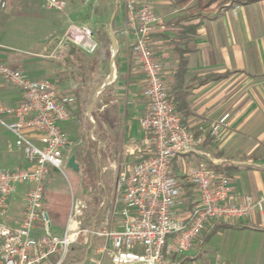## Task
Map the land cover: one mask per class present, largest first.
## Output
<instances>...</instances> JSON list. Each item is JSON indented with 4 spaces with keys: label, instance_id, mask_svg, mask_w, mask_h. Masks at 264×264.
Instances as JSON below:
<instances>
[{
    "label": "crops",
    "instance_id": "0c3cea01",
    "mask_svg": "<svg viewBox=\"0 0 264 264\" xmlns=\"http://www.w3.org/2000/svg\"><path fill=\"white\" fill-rule=\"evenodd\" d=\"M145 1H151L154 12L166 21L165 28L155 33L152 49L162 62L167 90L176 97L185 127L204 137L197 152L174 159V174L183 180L181 175L186 177L192 165L206 159L217 172L229 176L232 201L264 197V0L227 2L216 8L226 1L218 0L203 15L196 0H139ZM236 5L239 8L233 12ZM127 24L125 0H67L64 11L48 9L45 0H7V7L0 11V61L31 79L57 81L63 94L72 98V117L62 123L69 135L75 134L74 118L99 110L125 153H133L138 163L132 141L143 135L139 117L149 102ZM83 27L91 30L95 51L71 43L65 59L49 57L67 31ZM103 38H108L109 46H102ZM182 61L185 67L181 68ZM21 100V91L0 78V101L16 105ZM226 114L227 125L212 135L211 125ZM2 153L1 166L27 165L21 152ZM23 206L24 200L19 204L16 198L13 219ZM104 220L105 215L91 226H100ZM216 222L222 221L211 223L205 234ZM65 224L61 231L55 230L61 224L52 219L57 234L63 233ZM205 234L208 257L203 264H214L217 255L228 264H264V204L262 212L257 209L207 240ZM93 241L95 246L104 242ZM85 253L86 263L94 264L98 256L87 248Z\"/></svg>",
    "mask_w": 264,
    "mask_h": 264
},
{
    "label": "built area",
    "instance_id": "2783aa9c",
    "mask_svg": "<svg viewBox=\"0 0 264 264\" xmlns=\"http://www.w3.org/2000/svg\"><path fill=\"white\" fill-rule=\"evenodd\" d=\"M48 9L64 11L67 0H45ZM126 32L134 38L136 63L146 80L145 96L149 106L139 117L142 131L132 146L139 162L118 179L112 205L100 226H85L87 201L72 194L62 234L52 229L45 209L46 184L52 168L63 173L69 167L77 144L62 123L71 119L69 103L56 80L31 79L20 69L0 61V78L17 87L22 100L16 105L0 101V124L11 134L9 152H21L27 165L0 169V264H66L71 248L85 245L97 255L94 264H181L185 253L215 222L236 223L263 211L264 197L231 199V180L217 172L206 159L198 160L186 172L195 193L191 208L188 193L174 174L172 162L181 155L194 153L203 143L185 127L177 109L176 97L166 87L163 65L152 49L155 33L165 28L151 1L125 0ZM7 0H0V11ZM239 5H236V9ZM77 43L87 52L97 43L88 27L67 31L54 51V59H65L70 44ZM224 115L211 125L217 135L227 125ZM24 187V206L12 218L19 187ZM103 239L95 246L94 239ZM214 264H228L217 255Z\"/></svg>",
    "mask_w": 264,
    "mask_h": 264
},
{
    "label": "rangeland",
    "instance_id": "374dc122",
    "mask_svg": "<svg viewBox=\"0 0 264 264\" xmlns=\"http://www.w3.org/2000/svg\"><path fill=\"white\" fill-rule=\"evenodd\" d=\"M221 4V2L217 3L216 8H221ZM73 121L76 123L75 134L69 135L68 133V135L75 141L77 146L89 147L91 145L90 143H96L92 147L99 150H97L95 162L98 176L94 183L85 186L83 184V177L85 175L84 167L80 168L79 171L67 167L65 173L57 168H52L46 184L44 205L52 219L57 224H61V228L57 226L55 229L60 231L65 224L66 216L71 205L72 194L87 201L88 207L85 210L84 223L86 227L91 226L96 215L99 214V218L101 219L102 215L106 216L108 213L115 196L119 177L126 174L137 163L133 153H125V150L120 145L119 139H116V135L113 133V127L105 124L103 115L99 110L95 109L92 115L82 113L81 116L74 118ZM4 128L0 124V159L5 158L2 151L5 153L6 151L8 152L7 140L12 137L9 133V138V134L5 131L6 128ZM11 166L9 162L8 165L4 164L1 167L10 169ZM181 176L183 180L181 179L180 182L185 187L187 193H189L187 203L189 205L194 202L195 193L185 175L183 174ZM22 191H24V188L20 186L17 195L19 204H22L24 200ZM205 231L197 239L194 247L185 253V257H191V260L187 261L186 264H203L202 262L208 257L206 245L204 246L205 241L202 238ZM85 249L86 246L81 244L71 248L66 264H88L84 259L86 254ZM71 255L72 257L70 259Z\"/></svg>",
    "mask_w": 264,
    "mask_h": 264
},
{
    "label": "trees",
    "instance_id": "16d2710c",
    "mask_svg": "<svg viewBox=\"0 0 264 264\" xmlns=\"http://www.w3.org/2000/svg\"><path fill=\"white\" fill-rule=\"evenodd\" d=\"M190 0H184L183 2H187ZM218 0H196L197 2V10L203 15L204 11L208 9L210 6L215 4ZM260 0H226L224 2H221V7H224V4L229 2L230 5L234 4H250L253 2H257ZM195 29H191V32L194 33ZM102 46H109V40L108 38L101 39ZM73 50V47H71V51ZM185 67V62H181V68ZM91 145L89 147H83L82 145H79L75 148L74 155L76 157V161L79 164L80 168L84 167V177H83V184L86 186L90 183H94L95 179H97V170L95 167L96 162V156H97V148H93L92 146H95L96 143H90ZM99 151V150H98ZM189 196V193H188ZM192 203L188 205L189 208H191ZM101 215V213H100ZM104 215H102L103 217ZM99 214L96 215L94 218L95 224H98V221L100 220ZM232 223L228 222H216L210 232H207L205 234V239L207 240L210 238L212 234H214L217 230L231 227ZM193 259V258H192ZM191 260V257H183L181 264H186L187 261Z\"/></svg>",
    "mask_w": 264,
    "mask_h": 264
},
{
    "label": "water",
    "instance_id": "95a60500",
    "mask_svg": "<svg viewBox=\"0 0 264 264\" xmlns=\"http://www.w3.org/2000/svg\"><path fill=\"white\" fill-rule=\"evenodd\" d=\"M68 164H69V167H70V168H72V169H74V170H76V171H79V170H80V166H79V164H78L77 161H76V157H75V155H73V156L70 158Z\"/></svg>",
    "mask_w": 264,
    "mask_h": 264
}]
</instances>
